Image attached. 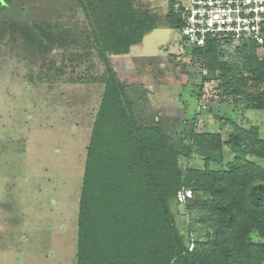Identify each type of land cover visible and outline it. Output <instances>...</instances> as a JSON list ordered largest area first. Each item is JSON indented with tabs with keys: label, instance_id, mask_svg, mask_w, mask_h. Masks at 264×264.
<instances>
[{
	"label": "rangeland",
	"instance_id": "374dc122",
	"mask_svg": "<svg viewBox=\"0 0 264 264\" xmlns=\"http://www.w3.org/2000/svg\"><path fill=\"white\" fill-rule=\"evenodd\" d=\"M135 5L150 11L156 26L127 55L110 57L133 113L142 120L159 117L171 134L220 133L223 141L230 118L256 126L264 140V111L244 110L243 101L222 96L224 83L168 24L169 1ZM34 25L55 31L52 45H32L23 32ZM219 45L222 60L239 62L236 45ZM255 53L264 58V52ZM104 71L75 0H9L0 9V264H76L85 148L103 92L95 81ZM232 159L224 146L223 161L210 167L223 169ZM251 160L264 167V158ZM186 166L204 164L192 159ZM189 198L190 191H181L182 205L171 204L170 210L180 233L189 235L190 250L199 235L190 225L197 213L184 209Z\"/></svg>",
	"mask_w": 264,
	"mask_h": 264
},
{
	"label": "trees",
	"instance_id": "16d2710c",
	"mask_svg": "<svg viewBox=\"0 0 264 264\" xmlns=\"http://www.w3.org/2000/svg\"><path fill=\"white\" fill-rule=\"evenodd\" d=\"M75 1L105 69L94 80L103 92L85 148L76 264H264V167L251 160L264 158L258 128L227 118L231 131L223 141L220 133L191 130L183 137L168 133L159 117L138 118L110 57L127 55L155 28V17L135 0ZM3 2L1 10L9 0ZM164 13L179 30L180 19L169 6ZM54 32L34 25L23 35L47 47ZM220 42L183 43L224 83L223 97L243 101L244 110L264 111V58L255 46L239 45V62L228 63L221 59ZM224 146L233 159L223 169L211 168L223 161ZM192 159L204 167H187ZM181 191L191 192L185 211L197 213L190 225L199 236L190 250L189 235L180 233L170 210L171 204L182 205Z\"/></svg>",
	"mask_w": 264,
	"mask_h": 264
},
{
	"label": "built area",
	"instance_id": "2783aa9c",
	"mask_svg": "<svg viewBox=\"0 0 264 264\" xmlns=\"http://www.w3.org/2000/svg\"><path fill=\"white\" fill-rule=\"evenodd\" d=\"M168 1L171 13L180 19L178 31L186 43L203 47L215 40L253 45L264 52V0Z\"/></svg>",
	"mask_w": 264,
	"mask_h": 264
}]
</instances>
